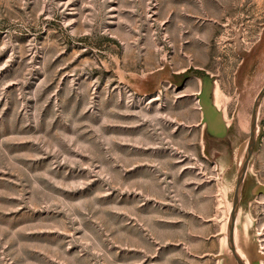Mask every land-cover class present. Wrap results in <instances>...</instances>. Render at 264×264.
I'll return each mask as SVG.
<instances>
[{"label":"rangeland","instance_id":"rangeland-1","mask_svg":"<svg viewBox=\"0 0 264 264\" xmlns=\"http://www.w3.org/2000/svg\"><path fill=\"white\" fill-rule=\"evenodd\" d=\"M263 29L264 0H0V264H238ZM163 65L217 79L216 158L198 82L145 91ZM246 183L236 247L264 264V130Z\"/></svg>","mask_w":264,"mask_h":264},{"label":"water","instance_id":"water-1","mask_svg":"<svg viewBox=\"0 0 264 264\" xmlns=\"http://www.w3.org/2000/svg\"><path fill=\"white\" fill-rule=\"evenodd\" d=\"M191 74L198 75L203 81V89L197 97H199L201 106L203 108V118L202 124L205 125V138L208 143V139L212 137L217 139H223L222 142L229 140L228 129L229 122L225 116V110L222 107H219L217 102L215 101V88L217 85V79L212 75L206 73H201L196 69L192 68ZM190 74V75H191ZM189 75V72H188ZM183 87V85H178V88ZM264 100V85L258 91V94L255 97L252 107V114L250 119V128H249V137L247 139V143L244 147H246L245 154L243 160L240 161L239 169L237 171V179H236V187L233 198V209H232V218L229 229V237L228 243L235 256L238 264H248L247 260H245V256L242 257L238 253V249L236 247V212L240 211V205L242 196L244 194V190L246 189V176L248 171V165L250 161V157L253 154L256 143L259 139L260 134L263 132L261 113L263 107ZM228 136L227 138H225ZM225 138V139H224ZM213 139V138H211Z\"/></svg>","mask_w":264,"mask_h":264},{"label":"crops","instance_id":"crops-1","mask_svg":"<svg viewBox=\"0 0 264 264\" xmlns=\"http://www.w3.org/2000/svg\"><path fill=\"white\" fill-rule=\"evenodd\" d=\"M166 68L164 65L162 67H159L157 70L151 72L152 74L150 76L146 77L143 80L144 83L147 82V86L149 88V90L148 88H146L145 91H148L149 94H154L161 89L164 82H170L171 85L176 86V87H178V85H183L184 87H187L190 81L191 82L196 81L198 82V86H199L198 90L192 92L191 94L199 95L201 93L203 89V81L198 75L191 74L192 68L196 69V67L188 66L181 70H176V69H173L172 67H166ZM165 69L167 71H165ZM188 72H189V75H188ZM164 78L166 79L168 78V79L164 80ZM237 83H238L239 90H241L240 93L244 92L246 90L245 79L241 78ZM216 88H217V85H216ZM216 88H215V95H216ZM263 119H264V116H263ZM229 127L230 128L228 129V136L234 135L235 132H238V128L234 130L233 123H229ZM262 128L264 130L263 122H262ZM228 136H226L225 138H227ZM211 138L208 139V143L205 148L209 156L216 158L217 154L220 153L219 148L222 146L224 142H222L223 139H217L212 136Z\"/></svg>","mask_w":264,"mask_h":264},{"label":"flooded vegetation","instance_id":"flooded-vegetation-1","mask_svg":"<svg viewBox=\"0 0 264 264\" xmlns=\"http://www.w3.org/2000/svg\"><path fill=\"white\" fill-rule=\"evenodd\" d=\"M259 41H263L264 42V29H263V31H262V33H261V35H260V37H259V39H258V41H256V43L257 42H259ZM254 49H250L249 51H253ZM248 56H250V54H246V55H244L243 57H242V64H244L245 63V61H246V59H247V57ZM242 64L238 67V69H237V71H236V81L238 82L241 78H242V74L244 73V70H243V67H242ZM236 82V83H237ZM238 87V86H237ZM238 90H239V87H238Z\"/></svg>","mask_w":264,"mask_h":264},{"label":"bare ground","instance_id":"bare-ground-1","mask_svg":"<svg viewBox=\"0 0 264 264\" xmlns=\"http://www.w3.org/2000/svg\"><path fill=\"white\" fill-rule=\"evenodd\" d=\"M262 189L264 190V187H263ZM238 251L240 252V255H241L242 257L245 256V254H244V252H243L242 250H238Z\"/></svg>","mask_w":264,"mask_h":264}]
</instances>
